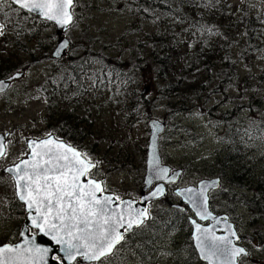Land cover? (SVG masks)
<instances>
[{
	"label": "rangeland",
	"instance_id": "374dc122",
	"mask_svg": "<svg viewBox=\"0 0 264 264\" xmlns=\"http://www.w3.org/2000/svg\"><path fill=\"white\" fill-rule=\"evenodd\" d=\"M80 1L73 24L60 35L55 24L39 23L33 28L28 16L22 17L27 30L23 41L17 38L20 47L5 41L12 39L15 26L13 21L8 24L3 17L9 18L16 6L8 1L0 3V24L6 25L5 34L0 36V56L20 63L17 70L6 76L24 72L8 91L0 94V133L7 135L5 144L8 146L7 157L0 159V245L15 242L27 215L25 205L16 201L14 181L5 169L28 156L25 153L29 151V140L50 135L51 128L75 109V118L81 119L78 128L83 126L86 132L76 140L97 165L93 178L103 181L105 191L120 199L141 197L150 139L149 121H165L166 130L160 139L161 155L164 163L185 170L179 185L222 178L221 187L212 193L213 206L230 215L243 232L255 238L250 244L251 261L248 259L246 264H256L253 259L264 263V50L246 56L236 48V56L243 55L236 63L240 64L239 68L230 66L220 72L214 69L213 78L215 84L218 77H233L238 70L240 80H228V87L219 93H186L185 108L180 112L181 95L162 98L160 82L153 69L138 72L139 69L134 68L136 59L129 52L130 46H135L139 38L156 28L154 23L141 19L138 25L137 13L122 0ZM229 3L245 13L250 12L251 17L264 15V0H230ZM203 12L211 14L207 8H203ZM164 23L171 24L172 20L168 18ZM132 27L140 30L127 33ZM35 29L39 44L29 33ZM189 34L185 30L176 40L185 43L193 40V36L186 39ZM63 37L69 40L70 46L66 55L56 61L52 55ZM88 51L120 57L124 70L133 71L138 79L131 83L135 97L146 111L141 118L126 119L116 96L118 89L112 84H103L101 79L89 82L85 97H77L83 91L81 88L73 93V98L65 97L69 95L68 84L62 85L63 80L59 82V79L62 74L66 75V70L82 58L88 60L89 66L97 67L99 62L88 58ZM91 77L94 76L89 75L87 80ZM54 91L60 95L56 96ZM51 105L54 106L50 110ZM251 122L254 123L242 128L243 124ZM229 150H233L235 159L227 164L222 158ZM224 168H228L227 172ZM229 168L247 170L243 180L248 186L244 187L246 189L233 184L230 175L237 172ZM254 182L255 185L261 183L257 191L251 188ZM158 184H153L147 192ZM256 193L259 202L252 199ZM149 210L152 217L145 226L128 236L124 245L103 264H205L198 258L192 237L189 240L175 223L169 195L151 202ZM74 264L86 263L79 260Z\"/></svg>",
	"mask_w": 264,
	"mask_h": 264
},
{
	"label": "snow or ice",
	"instance_id": "6c2138e0",
	"mask_svg": "<svg viewBox=\"0 0 264 264\" xmlns=\"http://www.w3.org/2000/svg\"><path fill=\"white\" fill-rule=\"evenodd\" d=\"M3 2L0 0V3ZM12 3L30 13L39 12L46 20L54 21L62 28L73 23L75 0H12ZM5 28V24H0V36L5 34ZM208 31L211 32V29ZM61 47L66 48L67 41ZM4 87V83L0 82V91ZM4 139V135H0V159L8 155ZM27 149L29 151L25 155H30L31 159L20 160L14 167L6 168L5 172L13 174L18 199L26 204L30 213L35 212L30 217L32 227L61 245L63 257H55L59 264H64L65 260L75 262L77 257L103 264L124 240L125 233L143 224L149 215L147 209L133 210L131 201H120L119 196L105 195L104 182L92 178L94 173L91 169L97 165L86 153L51 138L30 140ZM152 164L155 178L167 180L168 169L158 168L155 156ZM215 183L202 185L197 194L199 201L194 196L189 197L202 220L215 219L207 210L208 197L205 194L206 189ZM185 191L192 193L193 189ZM163 192L161 185L151 196L155 198ZM117 201H120L119 205ZM192 223L200 254L210 264H238L240 257L248 255L230 238L239 239L231 226L228 228L229 235L217 236L213 228H203L195 221ZM121 229L124 231L121 232ZM33 239L26 238L25 243L20 245L0 246V264H46L45 258L50 249L34 245Z\"/></svg>",
	"mask_w": 264,
	"mask_h": 264
},
{
	"label": "trees",
	"instance_id": "16d2710c",
	"mask_svg": "<svg viewBox=\"0 0 264 264\" xmlns=\"http://www.w3.org/2000/svg\"><path fill=\"white\" fill-rule=\"evenodd\" d=\"M122 1L127 2L134 9L135 14L137 13L138 25H141V19H144L146 22H152L156 26L151 33H145L139 38L135 46L129 47V52L136 59L134 68L136 70L139 69L138 72L140 73L145 68L153 69L156 78L160 82L159 94L162 98H169L176 93L180 94L182 97V105L178 109L180 112H183L185 108L183 104L187 98L186 93L201 94L206 91L219 93L228 87L226 84L228 80H240V72L238 70L234 71L233 77H218V81L215 84L213 78L214 69L220 72L223 68L230 66L236 67V69L239 68L240 64L237 66L236 63L239 62L238 59L243 57V55L236 56L237 52L244 53L247 56L248 53L252 55L264 50V15H262L263 17H251L250 12L245 13L240 8L232 7L229 3L230 0ZM4 3L7 2L4 1ZM11 6L15 7L12 4ZM80 6L81 1L75 0L76 12ZM203 8L210 9L211 14H204ZM15 11L16 13H13ZM13 12L9 18L3 17V20H7L8 24L13 21L15 26L12 39L5 40L9 44L18 45L20 43L19 40L23 41L25 39L27 26L21 21V18L25 17V15L28 16L33 28L38 27L39 23L49 24V22L41 20L17 7L13 8ZM168 18L172 20L171 24L164 23ZM137 27L129 28L127 33L134 29L139 31L140 29H137ZM208 29H211V32ZM185 30L190 32L186 39L193 36V40H189L186 43L183 40H176L178 36H182L181 34ZM29 33L35 37L38 36L36 29L34 31L31 30ZM39 40L40 38L37 39L36 37L37 44H39ZM18 46L20 47V45ZM236 48L240 51L236 52ZM250 48L253 50H249ZM244 49L247 51L244 52ZM87 56L95 59V63L96 61L99 62L96 63L97 67L89 66L88 60L84 61L86 59L82 58L81 61L73 64L71 69L66 70V75L62 74V79L60 76L59 82L63 80L62 85L64 83L68 84L66 90L69 95L65 97L73 98V93L79 88L83 89V91L77 97H85L88 92L89 82L101 79L103 84H112L115 89H118L116 96L126 119L141 118L146 111L144 107L140 106L142 103L135 97L131 83L136 82L138 79L133 75V71L124 70L122 67L124 62L120 57H105L100 53L90 51L87 52ZM0 57V70L3 78L9 72L15 71L20 67L19 62L11 61L10 58ZM102 59L105 62H101ZM144 63L148 65H144ZM89 75L94 77L87 80ZM245 80L247 79L245 78ZM211 84H213L214 88L210 86ZM54 93H56V96L60 95L57 91H54ZM53 106H50V110ZM74 110L66 114L51 130L58 138L82 149L77 137L84 136L86 132H83V126L82 129L78 128V120L81 119L75 118ZM73 120L76 123H72ZM254 122L243 124L242 128L245 129ZM59 125L60 128L58 127ZM64 129L65 131H62ZM233 153V150L227 151L222 160L226 159L228 161L227 164H229L230 160L235 159ZM238 159L240 158L236 160ZM224 169L227 172L228 168ZM234 170L237 173L230 175L233 184L248 187L243 184L247 170ZM250 174V180L252 181V172ZM255 183H253L251 188H256L257 191V188L261 187V183L259 184L258 182V185H255ZM252 199L255 202H259L257 200L259 199V194L253 195ZM16 201L20 203L18 200ZM135 232H138V229Z\"/></svg>",
	"mask_w": 264,
	"mask_h": 264
},
{
	"label": "water",
	"instance_id": "95a60500",
	"mask_svg": "<svg viewBox=\"0 0 264 264\" xmlns=\"http://www.w3.org/2000/svg\"><path fill=\"white\" fill-rule=\"evenodd\" d=\"M9 1L12 2V0H9ZM15 6L19 8L18 5H15ZM22 10L28 12L27 9H22ZM28 13H30V12H28ZM31 14L36 15V16H38L39 18H41L43 20H46L39 12H31ZM46 21H49V20H46ZM73 21H74V16H73ZM49 22H51V23L56 25L57 31H58L59 34L62 33V32L67 31L68 28L72 25L71 24V25H69L67 27L62 28L61 26L57 25L54 21H49ZM65 41H67V47L66 48H62L61 46L64 44ZM69 46H70V43H69V40L66 37L61 39L58 42V45H57L55 51L53 52V58L56 59V60L63 58L65 56ZM57 53H59V55H57ZM22 76H23V73L19 72V73H15L14 75H12V76H10V77H8L6 79L0 80V82H3L4 85H5L3 91H0V93H3L6 90H8V88L11 85V83L14 80H16V79L21 78ZM149 128H150V139H149L148 153H147V162H146V175H145V181H144L145 186H144V189H143V192H142V198L140 200H138V201L137 200H133V199H128V198L122 200V201H131L132 204H133V210H137V209L138 210H145V209H147V203L148 202H150L151 200H157V199L162 198L165 195V193H166V184L176 183L178 181L180 175L182 174V170L181 169L173 170L171 166H169L167 164H164L163 160H162L161 151H160V137H161V135L164 133V131L166 129V123L164 121H160L158 119H151L149 121ZM0 135H3V134L0 133ZM4 137H5V139H4V143H5L7 135H4ZM49 138L57 140L59 142H63L66 145H68V146H70L72 148H75V147L69 145L67 142H65L63 140H60V139H57L54 135H50V136H48L46 138H42V139H31V140L40 141V140H45V139H49ZM75 149L77 151L81 152L77 148H75ZM154 156H155V159L158 161V165H157L158 168H166V169H168V179L167 180H158V179L155 178V174H154V171H153V164H152ZM24 159H31V156L28 155ZM24 159H22V160H24ZM14 166H15V164L12 165V166H9L8 168L14 167ZM9 175L12 176L13 174H9ZM85 182H86V180H85ZM157 182H159V184L153 190H151L150 192H147L152 187V185L157 183ZM212 182H216V183H215L214 186H211V187L207 188L205 194L208 197V199H207V210H208V212L211 213V217H214L215 219L209 218L207 220H202L196 214V210L193 208L192 203H190L189 197L190 196H194L195 199L197 201H199L200 197L197 194L200 192V189H201L202 185L211 184ZM220 182H221V179L218 178V177L211 178V179H203V180H201L198 183L197 186H189V187L180 189L179 194L182 196L184 202H186L188 204V206L192 209V211L196 215V218L193 219L192 221H195L196 223L200 224L203 228H213V230L215 232V235H217V236H227V235H229V232H228L229 226H231V229L234 230L236 232V235H237V231L235 229V226L229 220V216L228 215H224V214L223 215H218V214L214 213L209 207V193L211 191H213V190H217L220 187ZM161 185H163V189H164L163 195H160L158 197L153 198L151 196V193L153 191H155L156 188L161 186ZM186 189H193V192L189 193V192L185 191ZM104 194L105 195H111V196L115 197L113 194H107V193H104ZM19 201L25 205V209H26V212H27L26 221L23 223L19 240L17 242H15V243H6V244H13V245L24 244L26 238L27 239H33V236H34V239H33V244L34 245L40 246L42 248L50 249L48 255L45 258L46 264H54L55 263V261L53 260V256L54 255H58L60 257H63V253L60 251L61 245H57L51 239L50 236L44 235L43 233L38 232L36 229L35 230L37 231V233H35V234L34 233H30V230L34 229L32 227V225H31L30 217L32 215H35V212L33 211V212L30 213L28 211V209H27L26 204L23 201H21V200H19ZM116 204L119 205L120 201L119 202L117 201ZM114 207H115V205H114ZM124 207H126V206H124ZM146 218H145V220H146ZM200 221L201 222L210 221V224L207 225V226H203L200 223ZM217 221H219V222L217 223ZM141 225H139V226H141ZM139 226H134L131 230L127 231L126 233L131 232L134 228H137ZM123 231H124V229H121V232H123ZM195 236H196V230H195V225H194V230H193L192 237H193V240H194L195 247H196V249H197V251L199 253L200 259L202 261H205V262L210 264V262L208 260L203 259V257L201 256L200 250L197 247V242L195 240ZM230 238L233 239L234 243L237 241L234 237H230ZM3 245H5V244H3ZM3 245H1V246H3ZM238 247H240V246H238ZM78 259H81L83 263L97 262V261L84 260L81 257H77V260ZM221 259H223V257H221ZM64 263L65 264H73L74 262H69V261L65 260Z\"/></svg>",
	"mask_w": 264,
	"mask_h": 264
},
{
	"label": "flooded vegetation",
	"instance_id": "af4514ba",
	"mask_svg": "<svg viewBox=\"0 0 264 264\" xmlns=\"http://www.w3.org/2000/svg\"><path fill=\"white\" fill-rule=\"evenodd\" d=\"M185 173V170L183 169V174L180 176L179 180L177 183L175 184H171L167 187L166 189V195H169L170 196V199H171V205L172 207L174 208V213H173V218H174V221L175 223L179 226V229H181L183 232L186 233L187 237L189 238V240L191 239L192 237V234H193V230H194V224L192 223L193 219L196 218V215L195 213L189 208V206L184 202L182 196L179 194V191L180 189L182 188H185V187H188L190 185H186V186H180L179 185V181L181 180V178L183 177ZM222 180V178H221ZM243 190H244V187H242ZM246 189V188H245ZM106 192V191H105ZM214 192V191H213ZM210 193V209L218 214V215H222V214H226V213H222L220 211H218L214 206H213V202H214V199L212 198V193ZM139 198V197H138ZM138 198H134V199H138ZM229 220L231 222H233L234 226H235V229L237 231V236L239 237V239L235 242L237 246H240V247H243L247 252H248V255L247 256H243V257H240L238 259V264H246V261L248 259H250L251 261V255H252V252H251V247H250V244L254 243V240L255 238L251 235H248L247 233L243 232L239 226V223L236 222V221H232L231 219V216L229 215ZM200 223L203 225V226H207L210 224V221H205V222H201ZM146 224V223H145ZM127 234L124 235V240L116 247V249L114 250V253H116L121 246L124 245V242L125 240L127 239ZM191 236V237H190ZM18 239V238H17ZM16 239V240H17ZM15 240V241H16ZM192 240H193V237H192ZM193 245H194V248H195V244H194V240H193ZM126 249V248H124ZM196 250V248H195ZM197 254H198V258L201 262L205 263V261H202L199 257V253L198 251L196 250ZM114 255V254H113ZM112 256V255H111ZM253 263H256V264H264L263 262L259 263V261H257L256 259H253ZM207 264V263H205Z\"/></svg>",
	"mask_w": 264,
	"mask_h": 264
},
{
	"label": "bare ground",
	"instance_id": "6f19581e",
	"mask_svg": "<svg viewBox=\"0 0 264 264\" xmlns=\"http://www.w3.org/2000/svg\"><path fill=\"white\" fill-rule=\"evenodd\" d=\"M253 108V107H252ZM255 121V120H254ZM259 127V126H258ZM262 131V130H261ZM239 132V131H238ZM234 134V133H233ZM233 138V137H232ZM235 139V138H234ZM228 140V139H227ZM154 201V200H151V202Z\"/></svg>",
	"mask_w": 264,
	"mask_h": 264
}]
</instances>
